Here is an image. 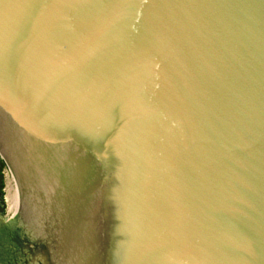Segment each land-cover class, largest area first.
<instances>
[{"label":"water","instance_id":"95a60500","mask_svg":"<svg viewBox=\"0 0 264 264\" xmlns=\"http://www.w3.org/2000/svg\"><path fill=\"white\" fill-rule=\"evenodd\" d=\"M0 158V264H264V0H0Z\"/></svg>","mask_w":264,"mask_h":264},{"label":"flooded vegetation","instance_id":"af4514ba","mask_svg":"<svg viewBox=\"0 0 264 264\" xmlns=\"http://www.w3.org/2000/svg\"><path fill=\"white\" fill-rule=\"evenodd\" d=\"M0 222L2 223V224H4V221L2 220V218L0 217ZM8 229H9V227H8Z\"/></svg>","mask_w":264,"mask_h":264}]
</instances>
